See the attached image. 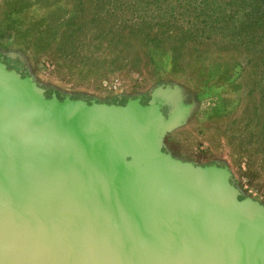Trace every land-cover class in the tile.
<instances>
[{"label": "water", "instance_id": "obj_1", "mask_svg": "<svg viewBox=\"0 0 264 264\" xmlns=\"http://www.w3.org/2000/svg\"><path fill=\"white\" fill-rule=\"evenodd\" d=\"M180 103L62 100L0 63V264H264V207L166 150Z\"/></svg>", "mask_w": 264, "mask_h": 264}, {"label": "rangeland", "instance_id": "obj_2", "mask_svg": "<svg viewBox=\"0 0 264 264\" xmlns=\"http://www.w3.org/2000/svg\"><path fill=\"white\" fill-rule=\"evenodd\" d=\"M131 31L141 41L125 50ZM0 63L62 100L176 91L184 114L168 153L225 168L264 207V0H0Z\"/></svg>", "mask_w": 264, "mask_h": 264}, {"label": "trees", "instance_id": "obj_3", "mask_svg": "<svg viewBox=\"0 0 264 264\" xmlns=\"http://www.w3.org/2000/svg\"><path fill=\"white\" fill-rule=\"evenodd\" d=\"M18 11H16V13H17ZM22 11H20V12H18V13H21ZM9 19V18H8ZM19 19L20 18H17V21H19ZM10 21H12L11 23L12 24H16V19H9ZM54 23H55V21H54ZM70 23H72V22H70ZM254 26H256V25H258V24H260V21H258V22H254V23H252ZM19 27V26H18ZM16 29H18L17 28V26L15 27ZM255 32V31H254ZM148 35V34H147ZM23 35H21V37H22ZM140 36H141V34L138 36V38L136 37V36H134L133 35V32L131 31V33H129V32H127L126 34H124L122 37H120L119 38V41L123 44V47H124V49L125 50H129V49H131V48H133V44H135L132 40H135V41H137L138 42V40H140L141 41V39H140ZM137 54H138V52L136 51V53L133 55V56H135V58H134V60L133 61H135L136 62V64H137V62H138V56H137ZM132 56V57H133ZM132 64H134V63H132Z\"/></svg>", "mask_w": 264, "mask_h": 264}, {"label": "flooded vegetation", "instance_id": "obj_4", "mask_svg": "<svg viewBox=\"0 0 264 264\" xmlns=\"http://www.w3.org/2000/svg\"><path fill=\"white\" fill-rule=\"evenodd\" d=\"M162 111L164 112V114L167 115V113H168L167 107L162 108Z\"/></svg>", "mask_w": 264, "mask_h": 264}]
</instances>
